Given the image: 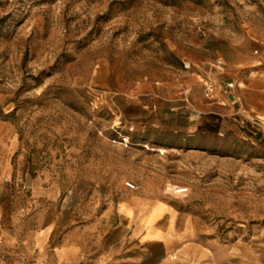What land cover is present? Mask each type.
Wrapping results in <instances>:
<instances>
[{
	"label": "rangeland",
	"instance_id": "374dc122",
	"mask_svg": "<svg viewBox=\"0 0 264 264\" xmlns=\"http://www.w3.org/2000/svg\"><path fill=\"white\" fill-rule=\"evenodd\" d=\"M262 49L264 0H0L13 182L98 228L123 194L162 203L173 246L154 264H264V128L247 119L264 121L262 100L245 86L217 132L192 138L161 129L190 127L194 111L159 95L209 69L257 79Z\"/></svg>",
	"mask_w": 264,
	"mask_h": 264
},
{
	"label": "crops",
	"instance_id": "0c3cea01",
	"mask_svg": "<svg viewBox=\"0 0 264 264\" xmlns=\"http://www.w3.org/2000/svg\"><path fill=\"white\" fill-rule=\"evenodd\" d=\"M258 53L260 55L256 72L259 77L255 79L247 75L244 80L252 95L262 100L263 105L258 107V111L264 115V50ZM202 73L195 72L183 82L192 90V105L189 109L194 111V116L191 126L179 128L177 125H164L162 130L182 133V136L192 138L198 136L196 133H215L222 113L231 111L229 109L233 111L234 106H221L203 98ZM212 74L219 75V72L213 71ZM221 80L224 81V77ZM178 85V82L171 85L167 83L159 91L170 111L180 106L176 102ZM242 91L238 92L240 101L246 94H242ZM156 103V98H149L143 106L153 112ZM171 116L177 119V114ZM13 177L12 158L1 138L0 264H154L160 258L154 250L164 251L173 246L167 238L166 229L159 226L162 218L169 213L165 212L161 218L158 216L153 221L154 232L147 233V219L153 204L137 196L123 194L112 217L102 218L98 228L97 225L88 223L76 224L70 210L60 212L58 217L56 206L51 204V199L55 200V196L51 198L49 192L41 194L36 184L20 186L13 182ZM41 195H44L43 200ZM11 198L15 201H10Z\"/></svg>",
	"mask_w": 264,
	"mask_h": 264
},
{
	"label": "built area",
	"instance_id": "2783aa9c",
	"mask_svg": "<svg viewBox=\"0 0 264 264\" xmlns=\"http://www.w3.org/2000/svg\"><path fill=\"white\" fill-rule=\"evenodd\" d=\"M257 54L258 51H255ZM220 64H214L212 66L216 69L221 68L219 66ZM188 69V68H187ZM252 73H250L249 76H251ZM202 79V95L203 98L210 103H218L221 106H235L240 103V98L238 96V92L240 90H243L246 86V82L244 78L238 79V80H231V81H223L220 78H215L212 76V69H209V71L201 74ZM192 90L189 86L185 85L184 83H181L177 89V97L181 103H183V108L189 109V107L192 105L191 100ZM230 96L233 97V100H230ZM247 119H251L256 124L264 128V121L260 118H252L250 116L247 117ZM126 186L130 190H137V187L132 183H126ZM186 190L180 189L177 190L176 193L178 194H184ZM2 244V237H1V230H0V246Z\"/></svg>",
	"mask_w": 264,
	"mask_h": 264
},
{
	"label": "bare ground",
	"instance_id": "6f19581e",
	"mask_svg": "<svg viewBox=\"0 0 264 264\" xmlns=\"http://www.w3.org/2000/svg\"><path fill=\"white\" fill-rule=\"evenodd\" d=\"M162 151V153H165L164 149H160ZM164 205L162 203H157L154 204L152 206V210L149 214V217L147 219V224H146V228H147V233L153 231V221H155V219L160 216V213L163 210ZM154 232V231H153Z\"/></svg>",
	"mask_w": 264,
	"mask_h": 264
},
{
	"label": "water",
	"instance_id": "95a60500",
	"mask_svg": "<svg viewBox=\"0 0 264 264\" xmlns=\"http://www.w3.org/2000/svg\"><path fill=\"white\" fill-rule=\"evenodd\" d=\"M230 100H231V101L233 100V97H232V96H230Z\"/></svg>",
	"mask_w": 264,
	"mask_h": 264
}]
</instances>
